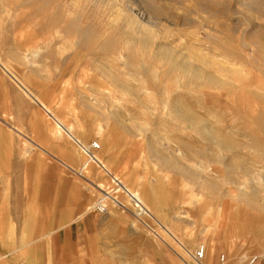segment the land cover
I'll return each instance as SVG.
<instances>
[{
    "label": "rangeland",
    "instance_id": "rangeland-1",
    "mask_svg": "<svg viewBox=\"0 0 264 264\" xmlns=\"http://www.w3.org/2000/svg\"><path fill=\"white\" fill-rule=\"evenodd\" d=\"M243 1L0 0V264H264V12ZM102 166L151 217L93 209Z\"/></svg>",
    "mask_w": 264,
    "mask_h": 264
},
{
    "label": "bare ground",
    "instance_id": "bare-ground-1",
    "mask_svg": "<svg viewBox=\"0 0 264 264\" xmlns=\"http://www.w3.org/2000/svg\"><path fill=\"white\" fill-rule=\"evenodd\" d=\"M253 1V2H252ZM260 1V0H259ZM210 2V1H209ZM242 2H246V3H248L247 1H243V0H236V3L237 4H241ZM261 2V1H260ZM264 2V1H263ZM246 3H243V4H246ZM254 3V0H251L250 2H249V4H248V7L249 8H256V10H259V11H263L264 12V4H260V3H257V1H255V3ZM242 5V4H241ZM128 7V9H129V11L132 13V18H131V21H129V22H131V24H134L136 27H138L139 29H144L145 30V28H147V27H149L150 25H151V22L153 21V19L151 18V14L150 13H148V11L146 10V9H143V8H141V7H138V8H131V7H129V6H127ZM143 36V44L148 48L149 47V45H151V43H154V41H155V37H154V34H153V32H152V30H146V32L142 35ZM160 52H161V54L162 53H164V55H167V57L168 56H172L173 54H174V52H172L171 50H168V49H166V50H163V48L162 49H160L159 50ZM173 53V54H172ZM173 56H175V54L173 55ZM170 60H171V58H170ZM179 60V59H178ZM181 61V60H180ZM179 61V62H180ZM1 67L2 68H4V70L6 71V73L11 77V78H13V80H15L18 84H19V86L23 89V91H25L26 93H27V95L31 98V99H33L35 102H36V104H39L42 108H43V110L45 111V113L49 116V118L51 117L54 121H55V123H56V126H57V128H58V130L60 131V133L61 132H64L67 136H69L70 138H72L75 142L74 143H76L77 144V142H79L76 138H74V136H73V129L71 128V127H69V126H67L64 122H62L61 120H59L57 117H55V116H53L54 114H52L51 112H50V110H48V108L45 106V105H43L27 88H26V86L22 83V82H20L13 74H12V72H10L8 69H6L2 64H1ZM178 67L180 68L181 67V69H184V71L186 72V73H188V74H191V75H193V76H195V77H201V76H205L204 75V73H203V71L202 70H200L198 67H196L195 66V64L190 60V59H186V60H184V61H182L181 63H180V65H178ZM180 69V70H181ZM135 95V94H134ZM137 97V96H136ZM128 101H126V103H127ZM123 103H116V104H114L115 105V107H113L114 108V111H113V115L118 119V120H120L121 121V115H119V113H120V111L121 110H123L122 108H123V105H122ZM212 138H214L213 136H212ZM211 138V139H212ZM213 140H215V139H213ZM99 143V142H98ZM100 144V143H99ZM91 145H92V143L89 145V146H83V145H81V147H78L80 150H81V152H82V154L85 156V157H87L86 155H85V152H89V153H91V154H93V155H95L96 153V151H94V152H92L91 151ZM101 145V144H100ZM34 146V145H33ZM37 146V145H36ZM99 152V151H98ZM92 156V155H91ZM94 157V159L93 160H97L96 161V163H97V165H98V163H100L101 165H102V163L100 162V160L97 158V157H95V156H93ZM90 160V159H89ZM92 160V159H91ZM99 164V165H100ZM86 167H87V165H86ZM85 167V168H86ZM103 167V170H104V172L106 173V176L110 179V183H111V187H109L106 191H104V194H102V198L101 199H99L97 202H96V204L98 203V202H101V203H103L107 208H108V213L110 212V210L111 209H116V210H118V211H122V212H125L124 210H121L120 208H118L117 207V204H116V202H114L112 199L115 197V198H117L118 199V201L120 202V203H122L125 207L127 206H130V204H133V203H138L139 204V207H141L142 208V211H144V213H146V214H144V215H142V216H134L133 214V216L134 217H136L137 219H142V218H144V217H151V212L149 211V209H148V207L145 205V203L143 202V200L139 197V196H137L135 193H133V192H131V190H130V188H128L124 183H123V181L120 179V178H118V177H116V176H114L113 175V173H111V171L109 170V169H107L105 166H102ZM80 174V173H79ZM83 174H80V176H82ZM109 175L112 177V178H114L115 179V177L116 178H118L119 179V181L124 185V186H126L128 189H129V192H131V194L133 195V196H135V198L138 200L137 202L135 201V202H133V200L132 199H130V197H127L126 195H124V194H122L121 193V191L118 189V188H115V186L113 185V183H112V181H111V178L109 177ZM82 177H84V176H82ZM121 184V185H122ZM94 185V184H93ZM98 186V185H97ZM113 186H114V188H113ZM102 185H99V190H101L102 191ZM111 188H113L112 190H110ZM115 191V193H112V191ZM138 194V193H137ZM121 196H123V197H125V198H127V202L126 203H123V200H120V197ZM112 202V208H109V202ZM96 204L93 206V209L95 208V206H96ZM88 211V210H87ZM127 212V211H126ZM84 213V212H83ZM128 213H130V211H128ZM99 214V213H98ZM101 215V214H100ZM36 218V217H35ZM27 223V222H26ZM60 228H57V229H51V231L49 232V233H47V235H54L56 232H58V230H59ZM61 229H62V227H61ZM215 246H210V249L211 250H215ZM58 249V248H57ZM261 258H264V256H262Z\"/></svg>",
    "mask_w": 264,
    "mask_h": 264
},
{
    "label": "built area",
    "instance_id": "built-area-1",
    "mask_svg": "<svg viewBox=\"0 0 264 264\" xmlns=\"http://www.w3.org/2000/svg\"><path fill=\"white\" fill-rule=\"evenodd\" d=\"M101 150V145L98 143V142H93L92 143V145H91V151L92 152H94V151H96V152H98V151H100ZM85 155L87 156V158L88 159H90V162H92V163H94V164H97L96 163V161L95 160H93L94 159V157L93 156H95V155H93V154H91V153H87V152H85ZM92 155V156H91ZM92 159V160H91ZM100 163H98V165H99ZM109 177L111 178V181H112V183H113V185L115 186V188H118L120 191H121V193L122 194H124V195H126L127 197H130V199H132L133 200V202H137L138 200L135 198V196H133L132 194H131V192H129V189L126 187V186H124L120 181H119V179L118 178H116L115 177V179L114 178H112L110 175H109ZM122 184V185H121ZM114 186H113V188H114ZM113 188H111L110 190H112ZM112 193H115V191L113 190L112 191ZM114 202H116V204H117V207L118 208H120L121 210H124L125 212L127 211H130V213L131 214H133L134 216H142V215H144V214H146V213H144V211H142V208L141 207H139V204L138 203H133V204H130V206H124L122 203H120L119 201H118V199L117 198H113L112 199ZM112 201V202H113ZM95 211L97 212V213H99V214H101V215H105V214H108V208L103 204V203H101V202H98L97 204H96V206H95ZM206 255H207V250H206V248L204 247V246H199L196 250H195V252L192 254V261H193V264H206ZM226 260H227V258H226V256L223 254V255H221L220 256V262L221 263H225L226 262ZM260 261V256H258V255H251V256H249L247 259H246V261H245V263L246 264H257L258 262Z\"/></svg>",
    "mask_w": 264,
    "mask_h": 264
},
{
    "label": "crops",
    "instance_id": "crops-1",
    "mask_svg": "<svg viewBox=\"0 0 264 264\" xmlns=\"http://www.w3.org/2000/svg\"><path fill=\"white\" fill-rule=\"evenodd\" d=\"M100 192V191H99ZM79 200H81V201H83L84 202V200H83V198L81 197V198H79ZM207 256V255H206Z\"/></svg>",
    "mask_w": 264,
    "mask_h": 264
}]
</instances>
